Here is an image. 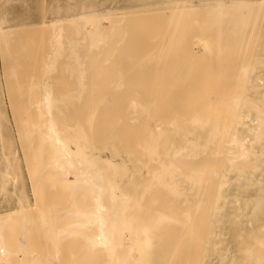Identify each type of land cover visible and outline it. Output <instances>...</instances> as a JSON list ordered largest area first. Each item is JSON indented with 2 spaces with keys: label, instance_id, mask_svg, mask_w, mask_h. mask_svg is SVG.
I'll list each match as a JSON object with an SVG mask.
<instances>
[{
  "label": "bare ground",
  "instance_id": "1",
  "mask_svg": "<svg viewBox=\"0 0 264 264\" xmlns=\"http://www.w3.org/2000/svg\"><path fill=\"white\" fill-rule=\"evenodd\" d=\"M166 3L163 7L173 10L170 37L149 31V46L128 43L120 49L118 32L95 28L101 15H78L81 26L95 24L90 32L83 27L90 40L81 34L79 93L59 104L43 86L38 98L29 103L33 97H27V105L40 107L36 116L24 112L25 102V115L18 114L35 201L28 203L22 190L2 192L15 205L0 211V264H59L63 243L56 239L66 234L85 240L80 249L76 239L68 242L79 251L78 258L69 254L70 264H83L87 256L90 264H206L215 224L233 230L241 244L251 237L242 225L254 228L264 221L259 211L264 207V33L245 31L237 15L225 17L229 5L221 13L220 0L202 5L215 13L218 26L197 23L189 15V1ZM146 9L151 10L115 16ZM139 23L134 27L157 26L148 18ZM10 27L0 17L1 41ZM58 30L62 36L64 29ZM60 45L54 47L59 53ZM9 74L16 77L15 71ZM4 160V169L12 171L3 173L1 190L6 175L13 181L19 177L10 151ZM256 232L239 249L248 264L264 259L263 227L256 226ZM45 237L56 242L55 251L45 248Z\"/></svg>",
  "mask_w": 264,
  "mask_h": 264
},
{
  "label": "rangeland",
  "instance_id": "2",
  "mask_svg": "<svg viewBox=\"0 0 264 264\" xmlns=\"http://www.w3.org/2000/svg\"><path fill=\"white\" fill-rule=\"evenodd\" d=\"M167 1L168 0H0V17L4 20L5 24L11 25V27L6 28L4 32L5 35H4V39L2 40L3 42L0 40V60H1L0 61V65H1L0 66V80H1V83H0V112H1L0 114V133H1L0 134V139H1L0 140L1 141L0 142V184H2L3 181H5L4 180L5 178L2 177L3 173L5 171L7 172L12 171V168L10 170V167H8V169H4L6 168L4 167L5 166L4 156L7 151L11 152V156L13 157V160H14L11 162L14 163L16 173L19 176L16 181H13L12 180L13 176L11 177V176L6 175L7 182L4 187L5 191L0 189L1 190L0 191L1 192L0 193L1 213L6 212L8 209L12 208L15 205L12 199L3 197L4 194L2 192L11 193L13 190H16V191L22 190L23 194L26 196L28 203L34 204V201H35L34 200L35 198H33L34 194H33V189H32V181L29 175L28 165L26 162L25 155H23L24 150H23L21 140L19 138V133L21 131L20 129L21 124L19 123L20 121L18 122V119H20L19 115H22L24 111L22 109V105H24V102H25L26 109L34 107L33 109H28L29 111L24 108L25 109L24 112L26 113L27 111L26 114H28L29 112L31 116H36V110H35L36 106L27 105L26 102H28V98L30 99L33 97L32 100L29 101V103L33 101L34 99H36L34 97L38 98L43 93V90H42L43 86H47L50 88L52 95H54V97L56 98L55 99L56 102L59 104L67 103L68 100H72L73 95L79 93L78 91L79 84L77 83V81H79V59L82 53L81 47H80V43H81L80 40H82L81 34L85 33L86 36L88 35V33L90 32L88 29L90 28V25L88 22V24L85 25L86 27L81 26V22L77 20L78 15L82 14L79 17H84V15L85 16L89 15L92 17L101 15L103 19L100 18L101 16L99 17L100 19H97L98 17L96 19L95 17L93 18V20L95 19L97 21L98 20L101 21L100 25H98L99 22L97 23L95 22V20L92 21V22H95L96 24L95 25L93 23L95 25V28H97L98 30L106 34H111L109 31L118 32L119 36L120 37L122 36L121 42L118 41V44L120 45V49L123 46L125 47L128 43L135 45V46H138V45L142 46V44L149 46L153 44L152 38L145 36L146 34H149L148 33L149 31H151L152 33H159V34L167 32L166 36H163V37L164 38L170 37V35L169 36L167 35L170 34L172 30L171 26L174 24V20L172 17H170V13H169L173 11L171 9L172 7L170 8V5L167 8L163 7L164 5L167 4L166 3ZM186 1H189V4H191L190 5L191 7H189V15L195 18V21L197 23L202 22V21H206V22L211 21L214 23V26L219 25V24H216L217 23L216 21L214 22L215 19L213 18V16L215 15V13L213 12L208 13L207 10H204L206 7H209L208 5L216 4L215 3L216 0H205V1L186 0ZM220 1L222 2V5L220 3L221 7L219 6L220 10L224 8L222 6L229 5V11L225 12L227 14L225 17H231V16L237 15L241 18V20H243V24L246 25V27L243 28L245 31H249L252 28L251 32H254L255 34L264 33V0H261L262 3L260 1L259 6L260 5L261 6L259 8V11L256 10L258 2H259L258 0H220ZM251 2H254V3L251 4ZM146 6L151 10L146 9L142 13H140L139 11L137 13H131L127 17L124 16L123 18H121V14H118L115 16L116 13H120L122 11L131 10V9H142ZM155 8H159V9H155ZM256 11L258 12V14L256 13ZM222 12H223V9L221 10V13ZM254 13L255 15H257L256 17L257 19L255 18L256 20L254 19L255 17ZM109 14L111 15L107 16ZM242 16L244 17L242 18ZM119 18L122 19V21L119 22L118 21ZM144 18H148V20H150L151 23L153 22L156 23L157 24L156 28L151 30L150 29L151 26H148V25L142 26V24L140 25L139 28L134 27L136 24H140L139 21L143 20ZM68 19L69 21H73V22L75 21V22L74 23L69 22ZM253 19L255 20V23H254L255 26H253L254 24L252 25ZM58 20H61L62 23L61 21L59 22ZM54 21L59 22L58 23L59 25L56 24L57 22L54 24L55 27H53L54 26L53 24L50 25V23H53ZM116 21H118L119 23ZM224 21L225 19L224 17H222V19H220V24H223ZM77 22H79L78 23L79 26L76 24ZM60 24L62 26H60ZM93 24H92V28H94ZM57 25L61 27V29H64V31L62 30L60 31V34L61 33L63 34L62 36L61 35L58 36L56 34L60 30V29L58 30L59 27H57ZM70 25H72V27ZM63 26L64 28H62ZM116 26L118 27L115 28ZM83 27L87 28L86 31H89V32L87 33L86 31L84 32L85 29H83ZM79 28H82V30L80 31ZM92 28H90V30ZM257 28H258V31H257ZM155 29L156 31L154 32ZM134 30H137V32ZM66 31L68 32V34H66ZM76 31H79L77 32L79 34L78 35L76 34L75 36L74 34ZM9 32L11 33L9 34ZM134 32L138 33L136 35V37L138 38L137 43L133 42ZM52 33H55V35H57L58 37L60 36L64 37V38H61V40H63L62 42H65L64 46L62 42H61L62 45H60L59 43L60 39L58 37L55 36L56 39L57 38L58 39L57 40L54 39L55 37L52 36ZM41 34L43 37L41 36ZM6 35H8V37H6ZM73 39H76L77 42L76 40H73ZM68 40H70L69 43H68ZM87 40H90L88 36H87ZM142 40H144V43H142ZM55 41H58L57 45ZM71 43H74V44H71ZM58 45H60V48H61L60 53L56 49L59 47ZM55 46L56 48L54 49ZM52 49L54 50V53L51 51ZM64 49H65V52H64ZM71 49H73L72 51H74L73 53H75V55L71 52ZM6 51H7V54H6ZM56 51H58V54H61L63 52L64 53L63 55H58ZM53 55L55 57H53ZM73 55L74 56L78 55L77 57L79 58L73 57ZM122 55L123 57L125 56L124 54ZM67 56L69 57L66 58ZM51 58H52V61H51ZM53 59H57V61ZM75 59H78V61H76ZM121 59L122 58H119L120 60L119 62L122 64L123 60ZM51 62L53 63V66ZM66 62L68 63V65ZM62 64H65V65H62ZM48 65L50 66V69ZM42 66H43V69H42ZM75 66L77 68H75ZM61 68L63 72L60 71ZM74 69L76 70L74 71ZM5 71H8V72H5ZM14 71H15V74L11 76L16 75L17 80L19 81L17 80L15 81L16 79L15 76L14 78L9 77L10 76L9 73L12 74ZM1 74L3 75V77ZM262 76L264 77L263 74ZM65 79L68 80L67 81L68 83L65 82L66 81ZM62 81H64V83H62ZM17 83L19 84L18 86H17ZM65 83H67L66 84L67 86L64 85ZM30 84L32 88H29ZM33 84L34 85L37 84V85L33 87ZM14 86L16 87L14 88ZM18 88L20 90H17ZM68 91L71 93H69ZM57 92L60 94V96L59 94H57ZM28 94H30L31 96L28 97ZM20 96L22 97L19 98ZM74 101L76 100L74 99ZM20 104H21L20 109H22L21 114H20L21 110L19 109ZM59 108L63 109L64 106H58L57 109ZM17 110H19V113H17ZM16 113L17 115L18 114L19 115L17 116ZM25 113L22 115V118L25 115ZM259 211H264V207L260 208ZM62 223L60 224V226L64 225V227H66L65 224L63 223L62 225ZM248 223L246 222L244 225H242V227L245 232L250 233L251 237H248L245 243L242 242L241 244L233 236L234 235L233 230H231L229 227L228 228L225 227V225H220L218 223L215 224V229L213 230V234H211L210 232L208 234V251L206 255L204 256L205 263L206 264H248L246 262L247 260L246 257L242 255L239 249L242 247V245L252 242L253 236L255 235V233H257L256 226L260 227L261 225L264 229V221L258 222L254 228H250L249 227L250 225ZM66 225L68 227L69 224H66ZM70 225L69 227H71ZM79 234H75V235L79 236ZM73 237H76V236H73ZM50 238L45 237V248L46 249L48 248L49 251H52V250L55 251L54 243L55 244L56 242L63 243L62 246L60 247L62 251L63 259L60 261L59 264L72 263L70 261H72L73 259L70 258V256L72 257L75 256L78 258L79 256L77 255L78 253L76 251H78V249H80L79 247H81V245L84 244V243L82 244H79V243L82 241L85 242L84 239L81 241H77V240H80V238H83V236H81L80 238L76 237L73 239L72 237H70V235L68 238L67 234L64 236L62 235L60 238L56 239V242L55 241L53 242V239L52 241H50L51 240ZM72 239L74 242L77 241L76 243H78V246L76 247L78 249L75 246H73V245H77L76 243H73V245L72 243L70 245L68 244V242L70 243ZM214 244H217V245H214ZM83 246L90 247V244L86 243ZM72 249L74 250V252L72 251ZM69 254L71 255L69 256ZM64 257H66L65 259L67 260V262L64 259ZM263 261L264 259L260 261V264H264ZM84 262L83 264H90L92 262V259L89 258V256H87ZM255 264H259L258 260L257 262L255 261Z\"/></svg>",
  "mask_w": 264,
  "mask_h": 264
}]
</instances>
